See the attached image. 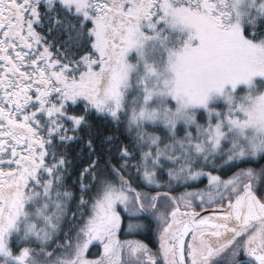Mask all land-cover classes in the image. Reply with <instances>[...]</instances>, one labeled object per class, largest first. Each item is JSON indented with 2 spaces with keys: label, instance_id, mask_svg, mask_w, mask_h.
<instances>
[{
  "label": "snow or ice",
  "instance_id": "6c2138e0",
  "mask_svg": "<svg viewBox=\"0 0 264 264\" xmlns=\"http://www.w3.org/2000/svg\"><path fill=\"white\" fill-rule=\"evenodd\" d=\"M0 264H264V0H0Z\"/></svg>",
  "mask_w": 264,
  "mask_h": 264
},
{
  "label": "flooded vegetation",
  "instance_id": "af4514ba",
  "mask_svg": "<svg viewBox=\"0 0 264 264\" xmlns=\"http://www.w3.org/2000/svg\"><path fill=\"white\" fill-rule=\"evenodd\" d=\"M146 242H149L150 243V241H146ZM150 246H153V245H151V243H150Z\"/></svg>",
  "mask_w": 264,
  "mask_h": 264
}]
</instances>
